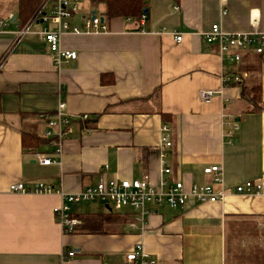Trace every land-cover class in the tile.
I'll use <instances>...</instances> for the list:
<instances>
[{
	"label": "crops",
	"instance_id": "crops-1",
	"mask_svg": "<svg viewBox=\"0 0 264 264\" xmlns=\"http://www.w3.org/2000/svg\"><path fill=\"white\" fill-rule=\"evenodd\" d=\"M145 1L143 26L114 18L104 20L108 34L62 36L61 48L77 58L56 68L37 35L55 26L34 23L14 42L16 0H0V19L15 17L0 33V264H124L136 243L159 264H264V196L151 207L143 227L130 209L74 204L79 219L127 218L100 222L99 233L64 235L52 213L58 195L7 190L13 183L41 182L76 193L99 178L145 179L154 186L180 181L187 189L210 183L203 169L215 165L223 178L216 188L232 189L264 174V52H242L233 67L242 83L224 87L220 77L231 66L200 35L217 23L228 31H264V0H227L223 17L221 0ZM103 13V6L80 0L68 21L80 27L86 17ZM172 32L183 35L181 43ZM253 85L261 86L262 110L245 114L241 90ZM200 90L215 95L204 103ZM60 101L72 133L60 157L48 143L38 149L58 162L43 166L35 152L22 151L20 133L44 138L38 115L53 113ZM162 125L169 147L160 140ZM162 161L168 174L161 172Z\"/></svg>",
	"mask_w": 264,
	"mask_h": 264
},
{
	"label": "built area",
	"instance_id": "built-area-1",
	"mask_svg": "<svg viewBox=\"0 0 264 264\" xmlns=\"http://www.w3.org/2000/svg\"><path fill=\"white\" fill-rule=\"evenodd\" d=\"M80 0H43L38 11L24 25L18 26L14 32L16 41H19L30 31V27L34 23L41 22L43 25L53 24L55 27L48 30L43 27L37 32L40 39L48 44L51 61L54 67L59 68L63 64H67L76 60L77 53L72 50L62 49L60 46L62 36H100L110 33L104 22L103 17L92 14L86 17L83 24L72 26L69 24V18L72 13L77 10ZM220 15H227V0H221ZM146 15L142 14L139 20L140 26H143ZM15 22V17L9 15L5 19H0V33L3 28ZM164 31V29H163ZM141 33L143 29L140 30ZM174 42L179 44L183 40V35L172 32ZM201 37L208 44H215L218 48V55L221 60L229 62L231 68L229 72L221 74V83L224 87L232 85H240L242 77L233 71V67L241 61V53L252 51L260 55L264 52V31L254 27L245 31H228L225 30L220 23L213 24L209 31L201 33ZM229 66V67H230ZM215 92L212 90H200L197 93L198 99L204 103L209 102L214 97ZM66 105L60 101L53 113H40L38 119L45 123L44 138L49 141V146L54 147L57 156H61L62 145L72 133L69 115L65 111ZM88 115L81 116V120H87ZM233 129L236 125L230 124ZM168 127L162 125L160 128V140L164 147H169L171 143L166 136ZM35 160L43 166L58 164L52 157H48L42 153H34ZM163 157V155H162ZM162 174H168L170 170L165 167L162 161ZM203 174L211 177L210 183L201 185L193 184L189 188H185L180 181L169 182L161 180L159 186L150 184L147 180L132 179H103L86 186L76 193H66L62 190H56L52 185L34 182L13 183L8 187L9 193L20 194H44L55 193L60 198V203L52 209L54 219L60 226L62 234L70 235L76 232V227L80 224V220L75 217L71 211V205L74 204H91L95 201L102 202L111 211L120 212L123 209H130L134 212L136 223L144 225L151 207H161L167 205L170 208H178L183 206L188 200L192 199L199 204L222 202L227 196L236 194L241 196L258 197L264 196V174H261L256 180H249L239 184L232 189L216 187L222 186V167L209 166L203 169ZM135 224H131L134 228ZM73 251L67 253V257H72ZM124 264H159L156 259L144 252L141 243H136L134 247L123 255Z\"/></svg>",
	"mask_w": 264,
	"mask_h": 264
},
{
	"label": "trees",
	"instance_id": "trees-1",
	"mask_svg": "<svg viewBox=\"0 0 264 264\" xmlns=\"http://www.w3.org/2000/svg\"><path fill=\"white\" fill-rule=\"evenodd\" d=\"M43 0H16L17 11L16 19L19 26L24 25L38 11ZM93 6L101 5L104 8L103 19L111 20L114 18L132 19L135 22L140 20L142 14H146L147 3L145 0H91ZM261 86H243L241 90V100L245 103L242 113L252 114L262 110ZM21 148L25 153L37 152L44 144L49 141L33 133L21 132ZM106 221L122 223L126 214L108 213ZM94 218V216H93ZM81 218L76 231L83 233H99L100 226L105 223L104 219L100 223L96 218Z\"/></svg>",
	"mask_w": 264,
	"mask_h": 264
},
{
	"label": "rangeland",
	"instance_id": "rangeland-1",
	"mask_svg": "<svg viewBox=\"0 0 264 264\" xmlns=\"http://www.w3.org/2000/svg\"><path fill=\"white\" fill-rule=\"evenodd\" d=\"M41 5V4H40ZM92 205V209H96V207H101L102 208V210H105L106 208L104 207L105 205L102 203V202H99V201H95V202H93V204H91Z\"/></svg>",
	"mask_w": 264,
	"mask_h": 264
},
{
	"label": "water",
	"instance_id": "water-1",
	"mask_svg": "<svg viewBox=\"0 0 264 264\" xmlns=\"http://www.w3.org/2000/svg\"><path fill=\"white\" fill-rule=\"evenodd\" d=\"M144 12H146V11H144ZM105 206H106V205H105ZM106 208H108V209H109V207H107V206H106ZM109 210H110V209H109Z\"/></svg>",
	"mask_w": 264,
	"mask_h": 264
}]
</instances>
